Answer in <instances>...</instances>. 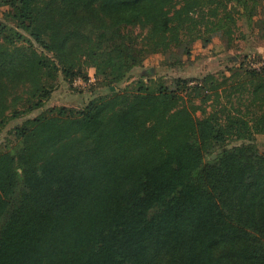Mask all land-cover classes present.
<instances>
[{"label":"trees","instance_id":"16d2710c","mask_svg":"<svg viewBox=\"0 0 264 264\" xmlns=\"http://www.w3.org/2000/svg\"><path fill=\"white\" fill-rule=\"evenodd\" d=\"M262 1L0 0V130L60 74L107 87L8 130L0 264H264V153L245 141L264 131V66L118 87L154 52L229 47Z\"/></svg>","mask_w":264,"mask_h":264},{"label":"rangeland","instance_id":"374dc122","mask_svg":"<svg viewBox=\"0 0 264 264\" xmlns=\"http://www.w3.org/2000/svg\"><path fill=\"white\" fill-rule=\"evenodd\" d=\"M262 2V6L256 7L258 12L253 17L236 14V24L229 47L218 36H214L206 46H202L198 38L193 42L189 55L184 56L183 62L174 65L168 62L178 58L175 52L172 51L170 54L161 51L154 52L144 59L142 65L133 67L129 77L121 81L118 87L121 88L126 83L132 84L138 78L146 80L150 77H163L170 80L177 76L201 77L207 72L226 71L227 68L238 63H243L244 66H264V0ZM88 74V79L78 76L70 83L60 74L59 86L43 106L7 121L0 130V147L4 144L8 130L13 125L20 123L26 117L35 115L41 109L53 104L81 105L89 96L97 92H107L106 86L96 84L93 68H88ZM245 141H250L254 149L264 153V131L257 132L253 139Z\"/></svg>","mask_w":264,"mask_h":264},{"label":"water","instance_id":"95a60500","mask_svg":"<svg viewBox=\"0 0 264 264\" xmlns=\"http://www.w3.org/2000/svg\"><path fill=\"white\" fill-rule=\"evenodd\" d=\"M111 88H113V86H111ZM217 151L219 152L220 149H217ZM215 156V153H211V157H214Z\"/></svg>","mask_w":264,"mask_h":264}]
</instances>
